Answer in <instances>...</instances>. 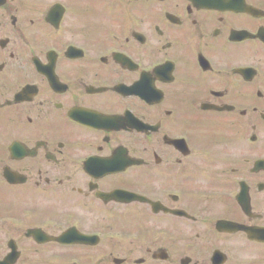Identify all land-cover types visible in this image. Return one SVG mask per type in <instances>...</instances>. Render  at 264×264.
<instances>
[{"label":"flooded vegetation","instance_id":"flooded-vegetation-1","mask_svg":"<svg viewBox=\"0 0 264 264\" xmlns=\"http://www.w3.org/2000/svg\"><path fill=\"white\" fill-rule=\"evenodd\" d=\"M0 264H264V0H0Z\"/></svg>","mask_w":264,"mask_h":264}]
</instances>
